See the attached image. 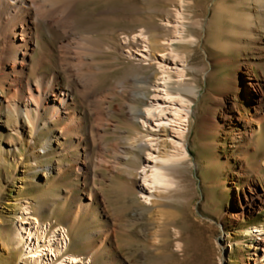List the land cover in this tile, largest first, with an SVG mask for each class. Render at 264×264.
<instances>
[{"label":"rangeland","instance_id":"374dc122","mask_svg":"<svg viewBox=\"0 0 264 264\" xmlns=\"http://www.w3.org/2000/svg\"><path fill=\"white\" fill-rule=\"evenodd\" d=\"M259 1L77 0L78 32L91 37L96 47H90L98 51L95 68L83 70L95 71L99 97L107 98L103 111L93 116L100 139L82 145L86 155L50 150L36 162H25L21 146V151L11 148L14 152L0 159V264L248 262L255 243H264V211L238 222L228 214L240 190L234 167L245 142L234 139L215 101L225 97L224 115L231 114L234 103L236 111L245 113V106L247 113L253 112L247 102L249 83L261 82L264 71V64L258 65L264 36V19L262 27L257 22ZM175 12L180 13L179 21ZM175 25L181 34H165ZM35 31L33 59L40 52L49 58L39 71L57 70L62 35L48 31L43 22ZM151 35L161 44L152 46ZM175 54L178 57L171 59ZM158 63L171 75L156 78L162 77ZM133 72L147 75L152 84L165 83L172 91L183 85L192 89L179 93L195 120L183 137L170 126L145 124L148 149L141 160L125 155L127 139L137 132L125 121V94L110 101L118 81ZM162 89L149 88L148 100L161 99ZM79 105L84 111L87 104L81 100ZM107 106H115V113L107 116ZM209 113L220 121L219 128L203 121ZM58 126L44 129L42 137ZM259 136L264 141V130ZM181 138L188 141L186 155L170 156ZM262 149L256 144V152L249 151L250 173L264 161ZM83 164L89 169L83 170ZM154 165L166 167L169 182L144 192L142 172ZM48 166L61 176L44 180L37 168ZM32 220L37 226L34 247L26 252L16 228ZM262 256L264 249L260 264ZM70 257L74 259L65 262Z\"/></svg>","mask_w":264,"mask_h":264},{"label":"bare ground","instance_id":"6f19581e","mask_svg":"<svg viewBox=\"0 0 264 264\" xmlns=\"http://www.w3.org/2000/svg\"><path fill=\"white\" fill-rule=\"evenodd\" d=\"M76 6L77 0H0V159H4L6 152L13 153L11 148L21 151V146L25 148V153H22L26 155L25 162L26 160L36 162L37 158L50 150L59 155L73 153L86 155L88 150L82 145L95 142V137L100 139L97 131L99 124L93 116L95 112L100 114L103 111L104 100L107 98L99 97L95 71L83 70L85 66L95 68V56L98 51L92 48L96 46H93L95 42L91 37L78 32ZM258 6L257 22L259 27H262L264 0L259 1ZM173 16L177 21L181 19L179 12H175ZM42 22L48 31H57L62 35L58 68L51 72L39 71L49 59L48 55L40 52L37 59L35 57L33 59L34 53H37L34 51L35 30ZM169 33L181 34L179 26L175 25L173 29L165 30V34ZM150 39L152 46L161 44L154 40L152 35ZM177 57V54L170 55L173 60ZM258 58V65L261 62L264 64V36L258 46ZM158 68L160 69L158 74L162 77L156 78L164 79L165 75H171L163 64L158 63ZM174 72L179 78L184 75L180 71ZM261 74L263 77L261 82L249 83L247 102L253 108L251 114L246 112L247 108L243 105L245 113L236 111L234 103L229 111L231 114L224 115L221 111L225 97H219L215 101L220 107V116L225 117L234 139H243L245 142V150L238 156L234 167L240 190L237 191L233 208L228 210L233 222L264 211V161L258 162L255 169L251 170L252 174L247 163L249 151L256 152V144L264 147V141L259 136L264 130V71ZM159 85L163 87L158 91L162 95L161 99L149 101L147 96L149 88ZM173 90L175 91L165 83L152 84L147 75L139 72H133L118 81L111 93L110 101L113 103L116 98L125 94L121 106L125 110V121L137 131L132 138L127 139L126 156H134L141 160L148 149L146 138L149 132L142 129L145 124L152 123L156 127L164 125L166 128L170 126L180 137L194 125L195 120L191 116L188 101L179 93L180 90L192 92V89L183 85ZM81 100L87 104L84 111H81L83 108L78 109ZM106 112L107 116L112 115L115 113V106H107ZM212 115L205 114L203 121L219 128L220 121ZM233 116L236 121L232 120ZM58 124V129L54 132L49 129L50 134L42 137L44 129L57 127ZM63 141L67 144H63ZM4 143L9 146V150ZM186 145L188 141L181 138L178 143L173 144L176 151L170 156L178 158L185 156ZM261 152L264 154V149ZM25 167H29V163H26ZM165 168L163 165H154L142 172L144 192L169 182ZM37 169L44 180L53 174L56 177L61 176L53 166ZM82 169L89 168L83 164ZM35 229L37 226L34 220L29 224L20 223L18 229L16 228L18 241L23 243L26 252L32 249V244L34 247L32 237ZM55 235L57 230L52 234ZM262 249L264 243L257 241L247 259L248 262L243 260L242 264H260L259 255ZM72 259L74 257L66 258L65 262Z\"/></svg>","mask_w":264,"mask_h":264}]
</instances>
